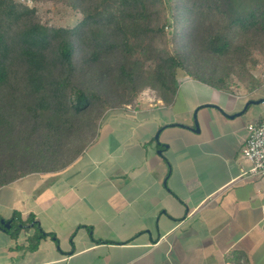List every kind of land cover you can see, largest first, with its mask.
Here are the masks:
<instances>
[{"label": "crops", "instance_id": "1", "mask_svg": "<svg viewBox=\"0 0 264 264\" xmlns=\"http://www.w3.org/2000/svg\"><path fill=\"white\" fill-rule=\"evenodd\" d=\"M261 97L182 73L171 105L146 89L110 110L70 165L0 187V219L34 215L56 237L30 248L34 227L0 228V264H264V174L242 154Z\"/></svg>", "mask_w": 264, "mask_h": 264}, {"label": "trees", "instance_id": "2", "mask_svg": "<svg viewBox=\"0 0 264 264\" xmlns=\"http://www.w3.org/2000/svg\"><path fill=\"white\" fill-rule=\"evenodd\" d=\"M81 14L73 26L43 21L35 6L0 0V187L59 171L98 137L110 110L151 89L171 105L182 73L216 89L263 85L264 0H31ZM14 235L34 227L15 212ZM248 264L247 257L227 258Z\"/></svg>", "mask_w": 264, "mask_h": 264}, {"label": "rangeland", "instance_id": "3", "mask_svg": "<svg viewBox=\"0 0 264 264\" xmlns=\"http://www.w3.org/2000/svg\"><path fill=\"white\" fill-rule=\"evenodd\" d=\"M19 1L25 2L30 6H35L38 9V12L41 15L43 21L52 25L73 26L81 18V14L78 11H75L63 4H54L51 1H46V2L44 1L33 2L31 0H19ZM253 74L256 78H261L263 80V85H264L263 60L259 62L257 68L253 71ZM263 85L261 87H258L256 90L263 88ZM232 89H239V90L242 89L247 91V88L244 86V84H241L240 82H236V84L232 86ZM147 90L149 91L151 89H147Z\"/></svg>", "mask_w": 264, "mask_h": 264}, {"label": "built area", "instance_id": "4", "mask_svg": "<svg viewBox=\"0 0 264 264\" xmlns=\"http://www.w3.org/2000/svg\"><path fill=\"white\" fill-rule=\"evenodd\" d=\"M248 137L242 149L243 157L251 162L249 174H264V120L249 123Z\"/></svg>", "mask_w": 264, "mask_h": 264}, {"label": "water", "instance_id": "5", "mask_svg": "<svg viewBox=\"0 0 264 264\" xmlns=\"http://www.w3.org/2000/svg\"><path fill=\"white\" fill-rule=\"evenodd\" d=\"M258 103H264V97L257 98V99L253 98V99L248 100L247 103L245 104V107L243 110H245L248 107V105H250V104H258ZM242 112L243 111H240L238 113L228 115V116L235 117V116L240 115ZM194 129L199 130V123H198V120L196 118V115H195V128ZM156 137H158V135ZM11 222L12 221L10 219L6 220L4 218H1L0 219V228H2L4 230L11 228V226H12Z\"/></svg>", "mask_w": 264, "mask_h": 264}]
</instances>
